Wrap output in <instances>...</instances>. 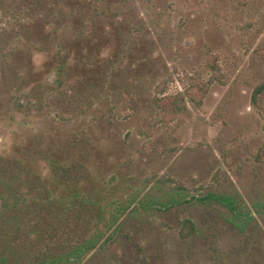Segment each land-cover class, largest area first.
<instances>
[{
  "label": "rangeland",
  "instance_id": "374dc122",
  "mask_svg": "<svg viewBox=\"0 0 264 264\" xmlns=\"http://www.w3.org/2000/svg\"><path fill=\"white\" fill-rule=\"evenodd\" d=\"M262 85L264 0H0V155L85 164L79 264H264Z\"/></svg>",
  "mask_w": 264,
  "mask_h": 264
},
{
  "label": "trees",
  "instance_id": "16d2710c",
  "mask_svg": "<svg viewBox=\"0 0 264 264\" xmlns=\"http://www.w3.org/2000/svg\"><path fill=\"white\" fill-rule=\"evenodd\" d=\"M158 102L167 116L172 114L170 107L174 113L178 109L174 96L165 95ZM54 155L46 156L52 165L49 177L33 170L35 156L0 155V264H79L100 247L104 231L98 222L107 208L94 199V192L83 190L80 180L87 175L85 164L78 159L60 164ZM95 194L99 198L101 192ZM227 204L235 215L241 214L236 200L227 198ZM91 205L97 207L96 220L93 232L87 233L82 223L89 219Z\"/></svg>",
  "mask_w": 264,
  "mask_h": 264
}]
</instances>
